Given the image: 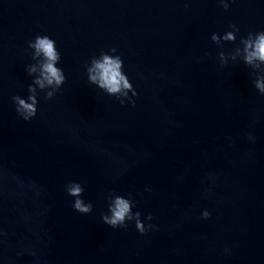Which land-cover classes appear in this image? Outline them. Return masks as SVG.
Returning <instances> with one entry per match:
<instances>
[{
    "label": "water",
    "instance_id": "obj_1",
    "mask_svg": "<svg viewBox=\"0 0 264 264\" xmlns=\"http://www.w3.org/2000/svg\"><path fill=\"white\" fill-rule=\"evenodd\" d=\"M229 3L0 0V264H264V72L232 60L264 30V0ZM232 23L237 40L216 45ZM37 34L56 41L66 81L25 121L11 97L29 95ZM112 48L135 106L88 80ZM71 181L91 213L73 208ZM110 193L156 227L107 225Z\"/></svg>",
    "mask_w": 264,
    "mask_h": 264
},
{
    "label": "clouds",
    "instance_id": "obj_2",
    "mask_svg": "<svg viewBox=\"0 0 264 264\" xmlns=\"http://www.w3.org/2000/svg\"><path fill=\"white\" fill-rule=\"evenodd\" d=\"M218 3L225 10L230 8L229 0H218ZM229 27L231 30L226 31L223 35L212 33L211 40L218 46L221 45L222 41L235 42L240 28L235 23L230 24ZM239 44L243 45V48L237 47L235 49L232 60L235 61L237 56H241L245 64L251 66L254 70L264 72L261 69V66L264 65V30L249 32L247 36L240 39ZM28 47L33 50L32 58L36 61L27 65L26 68L28 75L34 77L33 83L28 85L29 95L27 97L21 95L11 97L12 102L16 105V112L25 121H29L37 115L40 92H44L45 99L51 100L66 81L63 68L57 66L61 60V52L58 50L56 41L53 38L46 34H37L34 39L28 41ZM116 51V48L101 51L99 56H94L91 59L90 63L86 65L88 80L103 89L107 94L115 96L121 104L130 102L132 106H135L134 97L138 96L139 93L128 75L123 71L124 61L121 56L110 54ZM219 58L222 65L227 64L224 51L219 52ZM253 84L264 95V74L257 75ZM130 93L131 95H129ZM249 138L255 139L251 135H249ZM66 191L75 198L73 208L76 211L82 214L93 211L92 203L85 202L83 199L85 189L81 183L78 181L69 182L66 185ZM108 200V212L102 215V219L107 225L113 228H126L128 221H134L137 230L141 234H145L156 227L150 223L153 219L151 214L146 217L149 221L146 224L145 220L141 218V212L133 211L134 202L130 195L125 197L110 193ZM210 215L211 213L207 210L202 213V217L205 219L209 218Z\"/></svg>",
    "mask_w": 264,
    "mask_h": 264
}]
</instances>
